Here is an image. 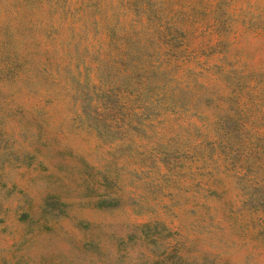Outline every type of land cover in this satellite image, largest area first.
<instances>
[{
  "label": "rangeland",
  "instance_id": "rangeland-1",
  "mask_svg": "<svg viewBox=\"0 0 264 264\" xmlns=\"http://www.w3.org/2000/svg\"><path fill=\"white\" fill-rule=\"evenodd\" d=\"M0 264H264V0H0Z\"/></svg>",
  "mask_w": 264,
  "mask_h": 264
}]
</instances>
